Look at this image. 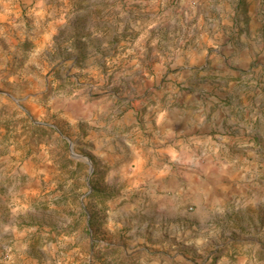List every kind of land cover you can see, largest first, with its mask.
Returning <instances> with one entry per match:
<instances>
[{
    "label": "rangeland",
    "instance_id": "1",
    "mask_svg": "<svg viewBox=\"0 0 264 264\" xmlns=\"http://www.w3.org/2000/svg\"><path fill=\"white\" fill-rule=\"evenodd\" d=\"M0 262L264 264V0H0Z\"/></svg>",
    "mask_w": 264,
    "mask_h": 264
},
{
    "label": "crops",
    "instance_id": "2",
    "mask_svg": "<svg viewBox=\"0 0 264 264\" xmlns=\"http://www.w3.org/2000/svg\"><path fill=\"white\" fill-rule=\"evenodd\" d=\"M212 118L213 117H210V121L207 123V125L204 123L205 120H202V124L203 123L204 124L202 125L201 128H199V125H194L193 124L192 129H191V132L194 131V133H195L196 132L195 130H197V129H200V130L203 129L204 130V129H206L205 126H209V127L213 126L212 125L213 124ZM157 122H158L159 128L160 127H161L160 129L163 128L165 130L164 132L166 133V135H168L170 137L175 136V135L176 136H180V135L188 134L189 133V132H187L189 130V128H188L189 127V124L186 122V117L183 116V115H180L179 116L177 113H173V114L170 115V113H166L165 112V113L159 115ZM194 142L195 143H199V141H194ZM160 152L161 153H164V154H167L172 159H176L179 156H181L182 148H180L179 151H178V153L176 152V154H174L172 152V150L169 148V146H166V149L160 150ZM207 165L208 164L205 163V167ZM205 171L208 172V169L207 170L205 169ZM217 177L220 178L221 176H217ZM225 179L232 180L233 179L232 173L231 172H228L226 174V176H225ZM155 187L157 188L158 186H155ZM177 192L178 191L175 190L174 197H173V195H171L170 197L175 198V199H179V200H181L180 199L181 197H185V200L186 199L188 200L189 195L187 194V192H184V193H182V192L177 193ZM153 194H154V192H153ZM150 197L153 198L154 196L151 195ZM159 197H163V200H165V199H167L168 196L163 195V196H159ZM156 201H157V199L156 200L154 199L152 201V203H154ZM155 217H160V215L159 214H155ZM0 264H5V263L4 262H0Z\"/></svg>",
    "mask_w": 264,
    "mask_h": 264
}]
</instances>
